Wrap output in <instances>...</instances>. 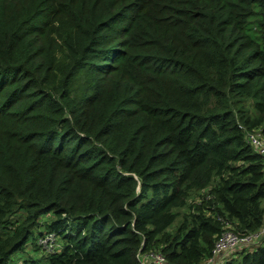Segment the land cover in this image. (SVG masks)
Masks as SVG:
<instances>
[{
	"label": "trees",
	"instance_id": "16d2710c",
	"mask_svg": "<svg viewBox=\"0 0 264 264\" xmlns=\"http://www.w3.org/2000/svg\"><path fill=\"white\" fill-rule=\"evenodd\" d=\"M242 127L264 133V0H0V264L30 241L46 264H202L226 222L263 223Z\"/></svg>",
	"mask_w": 264,
	"mask_h": 264
},
{
	"label": "built area",
	"instance_id": "2783aa9c",
	"mask_svg": "<svg viewBox=\"0 0 264 264\" xmlns=\"http://www.w3.org/2000/svg\"><path fill=\"white\" fill-rule=\"evenodd\" d=\"M245 133V139L254 150L264 159V133L261 128L247 129L242 127ZM226 229L217 238L212 255L203 263L222 264L224 260L229 259L233 254L243 250H252L253 248L264 245V217L260 229L253 233L240 234L230 229L231 225L226 222ZM39 244L45 249H56L57 238L54 233H48L39 238ZM233 253V254H230ZM229 254V255H228ZM140 264H170L165 255L159 251L142 252L138 255Z\"/></svg>",
	"mask_w": 264,
	"mask_h": 264
},
{
	"label": "rangeland",
	"instance_id": "374dc122",
	"mask_svg": "<svg viewBox=\"0 0 264 264\" xmlns=\"http://www.w3.org/2000/svg\"><path fill=\"white\" fill-rule=\"evenodd\" d=\"M50 220H51V217H44L43 218V220H42L43 221V225H40L39 227H37L35 229V235L36 236L38 235L39 231H45L46 230V226H45L46 222L45 221H48V223H49ZM175 224L177 225V223H175ZM32 242L33 241L29 242V245L27 246L25 251H20V252L15 253L13 255L11 261H10V264H28V262L26 260L36 261L37 262L36 264H46L47 262L45 260H42L45 252L43 250H41V249L34 250L32 248ZM55 248H58V246L56 245ZM230 254H233V253H230ZM239 256H237L236 258H238ZM226 261L227 260H224V262H226ZM202 264H205V263H202Z\"/></svg>",
	"mask_w": 264,
	"mask_h": 264
}]
</instances>
